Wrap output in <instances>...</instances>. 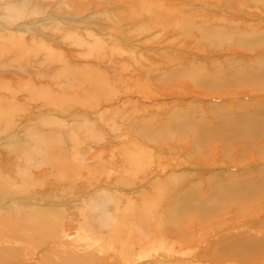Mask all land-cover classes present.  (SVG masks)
Listing matches in <instances>:
<instances>
[{
	"label": "rangeland",
	"instance_id": "374dc122",
	"mask_svg": "<svg viewBox=\"0 0 264 264\" xmlns=\"http://www.w3.org/2000/svg\"><path fill=\"white\" fill-rule=\"evenodd\" d=\"M0 6L2 7L0 8V36L5 35L8 27L16 29V25L21 24L17 21L20 18V22L26 23L24 27L27 31L24 32L21 29V33L18 34V31L12 29L6 34V37H9V34H13L14 38L22 36L23 43L17 38L16 42V39L12 40L10 37H4L8 42H5L4 38L0 39V46L1 43L9 44H6L9 49L4 50L0 57V60L5 61L4 63L0 61L2 65L5 64L3 66L0 64V76L4 75L0 77L2 78L0 96H4L0 100V108L12 109L21 105L28 111L27 113L35 117L32 116L36 119V124L42 126L41 129L35 126L33 129L30 124V114L24 112L20 113L15 124L10 126L12 128L7 126L8 131L4 130L6 129L4 125H0V178L7 182L3 188L10 191L12 186H18L16 187L18 191L23 192L25 189L24 192H27L23 195L24 197L18 199L13 194L4 196L3 189L0 190L2 194L0 197L2 253L14 251L17 254V250L20 251L19 261L10 263L7 257L1 256L0 264H59L65 255L80 256V261L82 258L85 259L86 255H92L94 257L92 264H222L223 261H227V257L220 262V258H217L219 256L216 253L217 250L214 248V244L221 238L232 234L235 236L241 233L251 234L256 231L253 239H264V227H256L264 221L263 198L260 202L263 205L257 209L259 212L244 218L239 215L237 220L232 217L234 212H231V215L230 212L224 213L220 221L210 219L204 223L196 219L194 215L182 219L173 216L170 221L178 220L179 225L184 224L185 227L182 229V226L181 231L184 229L185 233L193 231L191 233L195 240L194 249L188 248L182 242L178 244L175 236L172 235L173 232L166 234L161 231V228L166 225L162 218V211L187 196L191 191L189 182L185 181L184 185H178L171 191L160 193V196L153 189L157 184L147 179L151 176L152 179L157 178L156 182H163V177L168 174L178 172L187 174V168L189 170V168L205 167L204 177L197 176L195 179L198 181L205 179L203 191L199 194L206 196L209 190L211 191V179L227 187L228 184L239 185L242 182L240 178L229 182L228 176L238 177L242 173H248L253 174L254 177L256 174L262 177L264 176V137H261L254 145V150L248 149L244 141L235 139L237 143L231 144L232 158L229 157L230 154H227L226 158L215 156L211 148L198 150L197 152L208 150L207 154L210 156L209 163L206 164L190 158V152L194 149L188 142L182 141L178 144L162 142V139H159L161 136L159 138L156 136L151 143L140 133V129L143 130L140 128L142 124H149L150 127L161 126L167 117L172 116L170 114L173 111L190 115L182 110L192 106H196L193 110L194 116L195 114L206 115L213 129L219 127L222 119L219 110L225 114H233L232 118L234 117L237 122H244L248 120L247 117L264 113V92H256L245 86L242 88L241 84V88L238 89L230 85V94L227 96L221 97L218 94H212L213 92L203 96L204 88L195 87L192 79L182 78L178 82L179 79L171 75L177 70H190L194 66L204 69L203 72H207L206 74L229 77L233 75L235 62H239L246 72L249 68L256 71L264 69V46H255L256 50L249 52L236 43L220 47L214 40L218 32L230 35L228 40L233 39L234 42L240 36L264 34V0H0ZM33 12L34 14L31 15ZM90 33L96 34V36L93 35L95 39ZM79 36L80 44L77 43ZM24 38L25 41H23ZM17 42L21 44L18 45ZM26 42L30 48L34 46L33 53ZM25 46L28 49H25L22 54ZM14 47L15 50H12ZM42 47H45V50ZM17 48H21L20 52ZM39 48L43 50V53L38 50ZM50 51L52 53L47 58L45 54L48 55L47 52ZM259 64L263 66L260 67ZM28 68L33 69L30 71ZM216 70L219 73H215ZM172 78H174L173 82ZM67 82L72 83L71 86H73L70 94L69 85L65 84ZM91 82H98V87L99 82L108 86L110 93L106 98L111 102L105 103L106 98L100 100L97 105L100 108L99 113L88 115L93 108H85L76 103L84 102L88 94H94L95 90L94 86H90ZM29 83L33 86L30 92L35 90L36 93L39 91L41 93V90L45 89L44 91L47 92L52 91V94L67 96L68 103L73 105V110L68 112L71 117L49 104L38 111V105L34 107L38 102L27 94ZM174 83H179L175 87L182 88L171 90ZM185 87L187 91L189 90L188 93ZM37 88L40 90L37 91ZM47 92H44V96L48 94ZM232 93L235 94L232 96ZM211 94L212 97L209 96ZM26 98L30 99L29 102ZM9 99L16 102H10ZM9 102L13 106L8 104ZM55 103L57 104L58 101ZM55 103L52 102V104ZM39 105L41 106L40 103ZM51 109L56 110L54 113L57 116L64 115L59 117L63 120L62 126L55 124L49 129L41 123L40 115H48L47 111ZM249 113L251 114L248 115ZM46 117L44 116L43 119L45 120ZM238 117L243 118L238 120ZM21 119L25 121L22 120V123ZM169 122L167 120L163 125ZM258 148L260 152H256ZM215 150L219 152L218 144ZM23 153L27 154L29 163L32 162L27 172L20 169L24 158ZM228 157L230 160L227 159ZM241 157L243 159H240ZM165 159L171 162V167H166ZM148 160L152 161L151 164L148 162L149 165L146 164ZM240 160L242 164H239ZM197 170L193 169L195 172ZM9 174L12 175L8 176L10 179L6 177ZM134 175L136 176L135 184H132L130 179ZM121 178L125 186L116 185L118 184L116 181ZM20 179L25 183H22ZM143 182H148V185L143 189H136ZM192 182L196 181L193 179ZM192 182L190 181V184ZM107 185L112 188V192L105 189ZM95 186L96 188H93ZM104 191L110 192L109 196L105 195ZM192 195L193 193H190L189 196ZM25 196L29 199L34 198V202H30L28 198L25 199ZM96 199V204H101V209L88 213L86 208L95 204ZM17 200L22 203L20 206L16 204ZM243 204L247 205V203ZM24 206L25 208H22ZM43 206L49 207V210H64V217L60 218L63 228L60 227V232L54 238L48 239L47 243L31 239V236L39 230L13 231L11 227H3L9 220L19 218V215H16V218L15 216L7 217L8 214L14 215L18 209L20 219L30 217L39 219L43 226L55 225L56 219L53 217L39 216L37 212L31 215L29 211H26L29 208H43ZM4 207H10L11 210L8 209L7 212ZM105 210H108L112 218H109L101 227L99 224L101 221L96 216ZM138 215L144 217H138ZM228 225L231 227L228 228ZM142 226L146 229L144 237L140 231L138 232ZM196 226L208 233V238L205 236L207 240L203 243L197 240L202 237V231L197 233ZM218 229L225 231L219 235L215 234V230ZM139 235L142 239H139ZM100 236H102L101 239H99ZM105 243L109 244V248H105ZM117 244H120L122 249L111 248V245ZM204 249H209L206 257ZM118 250L128 251L124 254L127 255V260L113 259L115 254L118 255ZM137 254L146 256V260L135 262L138 261ZM250 257L252 260L248 264L257 261V264H264V256L256 253ZM133 259L134 262H131Z\"/></svg>",
	"mask_w": 264,
	"mask_h": 264
},
{
	"label": "bare ground",
	"instance_id": "6f19581e",
	"mask_svg": "<svg viewBox=\"0 0 264 264\" xmlns=\"http://www.w3.org/2000/svg\"><path fill=\"white\" fill-rule=\"evenodd\" d=\"M15 1V0H14ZM9 7V6H8ZM0 8H2L0 6ZM11 9V7H9ZM141 10V9H140ZM34 12L31 14L33 15ZM21 18L19 20H17L19 23L21 24H18L16 25L17 28L14 29V28H11V27H8V30L7 32H5V35L2 34L0 36V39L6 37V34H8L9 32L12 31V29L18 31V34L21 33V31L23 30L24 32H27L25 27H24V24H26L25 22H20ZM13 22V21H12ZM31 27V26H30ZM34 28V27H33ZM22 29V30H21ZM27 29H31V28H28ZM57 29V28H56ZM60 30V29H58ZM31 31V30H30ZM55 31V30H54ZM14 32V31H13ZM17 34V36H18ZM33 34V33H32ZM31 34V35H32ZM92 34V33H90ZM23 35V34H22ZM71 35V33H70ZM76 36V34H74ZM94 34H92L91 36H93ZM8 36V35H7ZM28 36V35H26ZM38 36V35H37ZM72 36V35H71ZM78 36V35H77ZM76 36V37H77ZM96 36V34L94 35ZM93 36V37H94ZM230 35H226L225 33H222V32H218L215 34L214 36V40L216 42V45L222 47L223 45H229L231 43H236V45H241L242 47L246 48V50H248L249 52H253L255 51L256 49H254L255 46H264V34H256V35H251L249 37H246V36H240V37H237L235 39V42L232 41V40H228V37ZM9 37L12 38V40L14 39H18L22 42V36L20 37V35L16 38H14L13 34H9ZM9 37H6V38H9ZM54 38V36H53ZM80 38V36L78 37V39ZM233 38V37H232ZM5 39V38H4ZM17 39L15 40V42L17 41ZM27 39V38H26ZM29 39V38H28ZM32 40V38H30ZM33 39L35 40L34 38V35H33ZM95 39V37H94ZM230 39V38H229ZM6 41L5 42H8L7 39H5ZM10 41V39H8ZM39 40V39H38ZM74 40V39H73ZM77 40V38H76ZM81 38L79 40H77V43H81ZM153 40V39H152ZM4 41V40H3ZM25 41V38L24 40ZM37 41V40H36ZM12 42V41H10ZM21 42H17L19 43L18 45L21 44ZM72 42V40H71ZM75 42V40H74ZM100 41L98 40L97 38V43H99ZM4 43V42H3ZM23 43V42H22ZM27 43V42H26ZM31 43V42H29ZM42 43H44L42 41ZM40 43V45L42 44ZM76 43V45H77ZM79 43V44H80ZM8 44V43H6ZM6 44H2L1 43V46H0V57L2 54V52H4V50H8L9 48L6 46ZM25 44V43H24ZM32 44H33V41H32ZM39 44V43H38ZM72 44V43H71ZM28 45V43H27ZM31 45V44H30ZM34 45V44H33ZM36 46H38L36 44ZM46 46V45H45ZM29 47V45H28ZM27 47V49H28ZM34 47V46H32ZM32 47L30 48V50H32V53L34 52V48L32 49ZM13 48V47H12ZM23 48V47H22ZM38 48V47H37ZM44 48L45 50V47H42V49ZM48 49V47H46ZM19 51L20 49L17 48ZM25 49H26V46L24 47V50H23V53L25 52ZM26 49V50H27ZM36 49V48H35ZM42 49H38L40 50L41 52L43 51ZM46 49V50H47ZM50 49V48H49ZM12 50H15V47L14 49ZM111 50V49H110ZM5 51V52H6ZM29 51V50H28ZM114 51V50H113ZM15 52V51H14ZM20 52V51H19ZM22 52V50H21ZM27 52V51H26ZM31 52V51H30ZM124 52V50H123ZM138 52V51H137ZM43 53V52H42ZM49 53V54H48ZM50 53H52L51 51L50 52H47L48 55L45 54V56H48L50 55ZM55 53V52H53ZM19 54V53H18ZM57 54V53H56ZM124 54V53H123ZM122 54V55H123ZM4 57V56H3ZM2 57V58H3ZM52 57H53V54H52ZM59 58V57H58ZM85 58V57H84ZM134 58V57H133ZM142 58V57H141ZM19 59V58H18ZM31 60L29 58H26V60ZM34 59V58H33ZM39 59V58H38ZM44 60V58H41ZM62 59V58H61ZM5 60V59H4ZM40 60V59H39ZM256 60V59H255ZM2 61V60H0ZM34 61V60H33ZM50 61V60H49ZM3 62V61H2ZM5 62V61H4ZM3 62V63H4ZM30 62V61H28ZM36 62V60L34 61ZM41 62V61H39ZM58 63H60L59 61H57ZM37 63V62H36ZM115 63V62H114ZM1 64V63H0ZM45 64V62H44ZM43 64V65H44ZM54 64V63H52ZM234 64H236V67H233L235 68L233 70V75H229L228 76H220L218 74H214V75H211L210 74H206L204 73L203 71H205L204 69L202 68H199V67H194L192 66L190 68V70H185V69H181L180 71H175V72H172L171 75L175 78V79H179L178 82H180V79L182 78H187V80L189 79H192V83H194V86L195 87H203L204 88V93H203V96H206L208 94H210L211 92H213L212 94H218L220 95L221 97L222 96H227L228 94H230V90H229V87L231 85L234 86V88H241V84H242V88L243 86L247 87V88H251L253 89L254 91L256 92H264V69L262 70H259V71H256V70H253V68H249L248 72L244 71L243 68L241 67V65L239 64V62H235ZM5 65V64H3ZM1 64V66H3ZM7 65H11V64H7ZM42 65V66H43ZM55 65V64H54ZM62 65H64L62 63ZM87 65V64H86ZM200 66V65H199ZM260 67L263 66V64H259ZM48 67V66H47ZM63 67V66H62ZM91 67V66H90ZM51 68V67H49ZM59 68V67H58ZM57 68V69H58ZM82 68V67H81ZM16 69V68H14ZM23 69V68H22ZM26 69V68H24ZM29 69V68H28ZM33 69V68H32ZM31 69V70H32ZM47 69V68H45ZM76 69V68H75ZM74 69V70H75ZM91 69V68H90ZM98 69V67H97ZM27 70V69H26ZM30 70V69H29ZM30 70V71H31ZM40 70V69H39ZM59 70V69H58ZM62 70V69H61ZM38 71V70H37ZM42 71V70H41ZM1 72V71H0ZM6 72V71H5ZM27 72V71H26ZM29 72V71H28ZM27 72V73H28ZM33 72V71H32ZM43 72V71H42ZM47 72V71H46ZM52 72V71H51ZM51 72L49 74H51ZM55 72V71H54ZM59 72V71H58ZM95 72V71H94ZM21 73V71H20ZM26 73V74H27ZM56 73V72H55ZM65 73V72H63ZM92 73V72H91ZM96 73V72H95ZM94 73V74H95ZM120 73V72H119ZM215 73H219L218 70H216ZM8 74V73H7ZM22 74V73H21ZM25 74V73H24ZM72 74V73H71ZM170 74V73H169ZM230 74V72H229ZM20 75V74H19ZM23 75V74H22ZM33 75V74H32ZM56 75V74H55ZM65 75V74H64ZM87 75V73H86ZM100 75V74H99ZM2 77L4 75H1ZM0 76V77H1ZM63 76V75H62ZM81 76V75H80ZM84 76V75H83ZM89 76V75H87ZM94 76V75H93ZM82 77V76H81ZM98 77V76H96ZM31 78V77H30ZM73 78V77H72ZM174 78H172V82L174 81ZM19 79V78H18ZM17 79V80H18ZM46 79V78H45ZM103 80V78H101ZM2 80V78H0V81ZM51 80V79H50ZM54 80V79H53ZM93 80V79H92ZM15 81V80H14ZM48 81V80H47ZM89 81V80H88ZM104 81V80H103ZM2 82V81H1ZM22 82V81H20ZM64 82V81H63ZM102 82V81H101ZM4 83V82H3ZM17 83V81L15 82V84ZM93 83V84H91ZM90 83V86H94V94L93 95H89L88 94V97H86V100L84 102H77L76 104L77 105H82L84 106L85 108H93L92 111H91V114H88V115H93V113H99L98 110L100 108H98L99 106L98 103L100 100L106 98L109 96V93H110V88H107L108 86H104L102 83L99 82V88L98 87V82H91ZM103 83H106V82H103ZM6 84V83H5ZM66 85H69V94H70V91L71 89H73V86L72 83L70 84L69 82L65 83ZM75 84V83H74ZM64 85V87L66 86ZM109 85V84H108ZM173 87H171L170 89L171 90H175L177 88H182V87H175L178 84L174 83L172 84ZM228 85V86H227ZM44 86V85H43ZM29 89L28 91L33 88L32 86V83H29L28 86H27ZM61 87V86H60ZM63 87V88H64ZM90 87V88H91ZM244 87V88H245ZM12 88V87H11ZM18 88H19V85H18ZM224 88H228V89H224ZM15 89H17V85H15ZM36 89V88H35ZM38 89V88H37ZM85 89V88H84ZM232 89V88H231ZM12 90V89H11ZM40 88L37 90L39 91ZM45 90V89H44ZM44 90H41V93L39 91V93L32 91V92H28L27 94L28 95H31V97L38 102V104L36 103V105L34 107H37L38 105V111L39 110H43V106H46L47 104L49 105H54L55 109H61L64 114L66 115H69L71 117L70 114H68V112L72 111L73 108L72 106L68 103V97L67 96H63V95H58V94H52V91H44ZM113 90V89H112ZM19 91V89H18ZM117 91V89H116ZM119 91V90H118ZM185 91L188 93L189 90L187 91V88L185 87ZM44 92H47L48 94L46 96H44ZM51 92V93H50ZM115 92V91H114ZM13 93V92H12ZM17 93V92H16ZM88 93V92H87ZM90 93V92H89ZM246 93V92H245ZM14 94V93H13ZM63 94V93H62ZM92 94V93H91ZM114 94V93H113ZM209 95V96H213V95ZM235 93H232L231 95L233 96ZM87 95V94H86ZM219 96V97H220ZM6 97V96H5ZM27 97V96H26ZM80 97V96H79ZM78 97V98H79ZM215 97V95H214ZM3 97L0 96V100H2ZM17 98V96H16ZM108 98H106L105 100H107ZM27 102H29L30 99L26 98ZM58 103L56 104L55 102ZM10 102H16V101H13L11 99H9ZM79 101V99H78ZM10 102L8 104H10ZM52 102H54L55 104H52ZM105 103H108V102H111V101H104ZM22 103V102H21ZM39 103L41 104V106L39 105ZM63 105H62V104ZM12 104V103H11ZM10 104V105H11ZM31 105V104H30ZM29 105V106H30ZM13 106V104L11 105ZM226 106V105H225ZM7 107V106H5ZM196 106H192L191 108L190 107H187L186 110H182V111H187L190 115H186V114H183L181 111H178V112H171L170 115L172 116H169L167 117L166 121H170L169 124H166V125H163L165 122H163V124L161 126H153V127H150L149 124H146V125H141L140 128H143V130L141 131L140 129V133L143 134V137H145L149 142H151V140L158 136L159 139H162V142H173V143H181L182 141H185V142H188L191 146H193V149L194 151L192 150L190 152V158H192L193 160H196V161H200L202 163H206L208 164L209 163V156L210 154H207L208 153V150L211 148L213 151H214V155L215 156H222L226 158V155L227 154H230L229 157L232 158L233 156L232 153H233V146L231 144H234V143H237L235 142V139L238 140V141H244L246 143V147L250 150H254L253 147L254 145H256L260 138L261 137H264V113L263 114H260L258 116H255V117H247L248 120L244 121V122H237L234 120V117L232 118V116H234L233 114H225L223 111L219 110L221 116H222V119L220 120V124H219V127L217 129H213L210 127L208 121H207V116L206 115H197L195 114L194 116V108ZM31 108V106H30ZM97 108V109H96ZM96 109V110H95ZM225 109V108H224ZM30 110V109H29ZM227 111H229V109H226ZM46 111V110H45ZM44 111V112H45ZM56 110L54 109H51L50 111H47V113H49L48 115L45 114H41L40 117H41V123H43L45 126L49 127L50 129V126L51 125H59V126H62L63 125V120H60L61 117L63 116H57L54 112ZM59 111V110H58ZM27 113L28 111L26 109H24L21 105L20 106H17V107H13L12 109H9L8 108H0V125H4L6 129V131H8L9 129L7 128L10 127V126H13L15 124V120L17 119V117L20 115V113ZM34 112V111H33ZM36 112V111H35ZM60 112V113H61ZM199 112V111H198ZM197 112V113H198ZM46 113V112H45ZM59 113V114H60ZM174 113V114H172ZM201 113V112H200ZM28 115L30 113H27ZM55 115V116H52L51 115ZM62 114V113H61ZM251 113H249L248 115H250ZM37 115V114H36ZM208 115V114H207ZM248 115H244V116H248ZM33 115H29V118H31V127L33 129L34 126L35 127H38L39 129L42 128L41 124H36V119H34L32 117ZM46 117L45 120L43 119V117ZM194 116V117H193ZM60 117V118H59ZM27 118V117H26ZM170 118V119H169ZM243 117L239 118L238 117V120H241ZM20 119V118H19ZM23 119H21L20 122H22ZM44 120V121H43ZM25 121V119L23 120V122ZM22 122V123H23ZM18 123V122H17ZM21 123V125H22ZM26 123V122H25ZM38 123V122H37ZM145 123V122H144ZM20 124V123H19ZM91 125V124H90ZM135 127V126H134ZM12 128V127H10ZM137 128V127H135ZM131 129V128H130ZM129 130V129H128ZM134 130V129H133ZM157 130V131H156ZM2 131V130H1ZM26 131V130H24ZM26 133V132H25ZM32 133H34L32 131ZM27 134V133H26ZM25 134V135H26ZM137 134V133H136ZM28 136V135H27ZM138 136V134H137ZM29 137V136H28ZM11 138V137H10ZM137 138V137H136ZM34 139V138H33ZM32 139V140H33ZM157 139V138H156ZM14 140V139H13ZM142 140V139H141ZM12 141V140H11ZM10 141V142H11ZM144 141V140H143ZM152 143V142H151ZM168 143V144H169ZM219 145L220 147V150L219 152H217L215 150V146L217 144ZM11 144V143H10ZM175 144V145H176ZM260 144V143H259ZM258 144V146H259ZM162 145V144H160ZM5 146V144H4ZM137 146V145H136ZM135 146V147H136ZM159 146V145H158ZM4 148V147H3ZM162 148V147H161ZM256 148V147H255ZM117 149V148H116ZM203 149H208L207 151L205 152H197L198 150H203ZM262 149V148H261ZM143 150V149H142ZM20 151V150H19ZM146 151V150H145ZM256 152H260V148L256 149ZM130 153V152H129ZM24 154V158H23V162H22V165L21 167L20 166H17V167H20V169H24V171L27 172V169L29 168L30 170V167L32 166V162L29 163V159H28V156L26 153H23ZM148 155V154H147ZM147 155H144V156H147ZM176 155V154H175ZM260 155V154H259ZM4 156V154H3ZM7 156V155H6ZM10 156V155H9ZM17 156V155H16ZM21 156V155H20ZM143 156V155H142ZM143 156V157H144ZM150 156V155H149ZM258 156V155H257ZM256 156V157H257ZM180 158V156H177V158ZM227 158L230 160V158ZM5 158V157H4ZM57 158V157H56ZM151 158V157H149ZM240 159H243V157H241ZM33 160V159H32ZM34 161V160H33ZM142 161V160H141ZM146 161V160H145ZM166 162V167H171L170 164L171 162H168L166 159L164 160ZM148 162H150L149 164L152 163L151 160H148L146 162V164H148ZM138 163V161H137ZM23 164H24V167H23ZM28 165L27 167L25 165ZM35 163H33L34 165ZM148 164V165H149ZM239 164H242V160H240ZM19 165V164H18ZM137 165V164H135ZM173 165V164H172ZM138 166V165H137ZM176 166V165H175ZM205 168V167H204ZM204 168H187V171L188 173L185 174L184 172H178V173H173L175 171H171L173 174H177V175H166V177H163L164 178V181L163 182H156V179H152L151 176H149V182L151 183H156L157 186L156 188H153L154 191L156 192V194H159L160 193H163V192H167V191H171L173 190L176 186L178 185H184L183 183L185 181H188L189 182V186H190V192L187 194V196H184L180 199V201H178L175 205L173 206H169L165 209H163L162 211V218L165 222V226H163L161 228V231L163 233H166V234H172V232L174 234L173 237L175 236L176 238V242L178 244H180L182 242L183 245L187 246L188 248H192L194 249L193 247V243L195 242L194 240V236H193V231L191 232H187L185 233V229L183 231H181L185 225L183 224V222L181 221V223L183 225H179V221L178 220H172V217L175 216V217H178L180 219L182 218H185V217H188V216H191V215H194L195 218L199 219L201 222H208L210 219H213V220H221L224 216V213L226 212H230V215H231V212H234L232 214V217L235 218V220L238 219L239 215L241 218H244L248 215H255L256 212H259L257 209L258 208H261L260 206H262L263 204L260 203L261 202V199L264 198V176L262 177H259L258 174H256V177H254L253 174H248V173H242L240 176H235V175H232V176H228V181L230 182L231 180H234L236 178H240V180L242 181L239 185H236V184H228L227 187H224L222 185L221 182H218L214 179H211L210 180V184H211V191L209 190V194H207L206 196H204L203 194H199L200 192H202L203 190V184H204V181L205 179L203 180H196L195 178L198 176V177H204V173L206 172V170ZM165 169V168H164ZM163 169V170H164ZM193 169H195V171L197 170V172L193 171ZM1 170V169H0ZM4 171V170H3ZM17 171V170H16ZM20 171V170H19ZM144 172L146 170H143ZM178 171V170H177ZM190 171V172H189ZM7 172V171H6ZM10 172V171H9ZM30 172V171H29ZM2 173V171H1ZM141 173V172H140ZM6 175V173H4ZM3 174V175H4ZM29 176H30V173H28ZM27 174V175H28ZM146 174V173H144ZM143 174V175H144ZM4 175V176H5ZM14 175V174H13ZM11 177L12 175L9 174L7 175L6 177L8 178ZM123 176V175H122ZM5 177V178H6ZM31 177V176H30ZM135 175L134 177H132L130 180L132 182V184H135L134 182V179H135ZM145 177V176H144ZM143 177V178H144ZM14 178V176H13ZM151 178V179H150ZM166 178V179H165ZM10 179V178H8ZM18 178H15V180H17ZM22 180H24L23 178H21ZM20 179V180H21ZM193 179L196 181V182H192ZM19 180V179H18ZM21 180L22 183H25ZM29 180V179H28ZM146 180V178H145ZM11 181V180H10ZM13 181V179H12ZM190 181L192 182L190 184ZM14 182V181H13ZM17 182V181H16ZM118 182V184L116 185H124V182H123V178L119 179V181H116ZM148 183V182H147ZM147 183H142V185L139 187H137L136 189H143L144 186L148 185ZM159 183V184H158ZM162 183V185H161ZM7 184V182H4L1 180L0 178V190L3 189L4 191V196H8L9 194H13L15 195L18 199H20L19 197H24L23 195H25L27 192H22L21 190L18 191L16 189V187L12 186L13 188H10V191L3 188L5 185ZM141 184V183H140ZM109 185L105 186L106 190L107 191H110L112 192V188H109L108 187ZM152 186H155V185H152ZM93 188H96L93 187ZM129 188V187H128ZM145 188V187H144ZM135 189V190H136ZM121 190V189H119ZM9 191V192H8ZM107 191H104L106 192L105 195L109 196V193H107ZM127 191V190H126ZM129 191V190H128ZM131 191V190H130ZM136 192V191H135ZM18 193H20V195L18 196ZM123 193V192H122ZM121 193V194H122ZM150 193V192H149ZM190 193H193L192 196H189ZM91 194V193H90ZM125 194V193H124ZM133 194V193H132ZM139 194V193H137ZM84 195V194H83ZM113 195V194H112ZM119 195V194H118ZM2 196V194H0V197ZM26 196H29V195H26ZM25 196V199L28 198ZM161 196V195H160ZM112 197V196H111ZM131 197V196H129ZM33 198V197H32ZM36 198V197H35ZM114 198V197H112ZM133 198V196H132ZM148 198H152V197H148ZM23 199V200H25ZM29 199V198H28ZM98 199H99V202H101L102 200L100 199V196H98ZM107 200H109V198H106ZM105 199V200H106ZM162 199H163V196H162ZM30 202H34V198L31 199L30 197ZM41 200V199H40ZM104 200V199H103ZM125 200V199H124ZM264 200V199H263ZM18 201V200H17ZM36 201V200H35ZM116 202V200H114ZM120 201V200H119ZM128 201V199H127ZM118 202V201H117ZM124 202V201H123ZM264 202V201H263ZM13 203H16V202H13ZM37 203V202H35ZM76 203V202H75ZM97 203V199L95 201V204H92V206L90 207H87V211L88 213L90 212H96L97 210L101 209V204H96ZM112 203V202H110ZM109 203V204H110ZM243 203H247L246 204H243ZM18 204L19 206L22 204L21 202L18 201ZM29 204V203H27ZM85 204V203H84ZM106 205H108L106 203ZM236 205V206H234ZM0 206H2V204H0ZM9 205H7L8 207ZM28 206V205H27ZM30 206V205H29ZM28 206V207H29ZM62 206V205H60ZM239 206V207H238ZM5 210H7L8 212V209L9 208H6L4 207ZM21 208V207H20ZM22 208H25L22 207ZM21 208V209H22ZM49 207H44L43 208H27L28 210L26 211H29V214L31 215H35V212L38 213L39 216L41 215H46V216H49V217H53L56 219L55 221V225H51L49 227L47 226H43L41 223H40V220L39 219H33V218H30L28 217L27 219H20V210H16L15 211V214L11 216V214H8V218H13L15 216V218L17 217L16 215H19V218H16L15 220H9L7 222L6 225H3V227H11L13 231H26V232H30V231H34V230H39L38 232H36L35 234H33L31 236V239L33 241H37V242H42V243H47L48 239H52L56 236V234H58L60 232V227L61 229L63 228V225H62V220H60L61 217H64V210H49L48 209ZM236 208V210L234 209ZM11 210V209H10ZM23 210V209H22ZM24 212V210H23ZM22 213V212H21ZM82 214V213H81ZM115 216V215H114ZM144 217L142 215H138V217ZM97 219H99L101 222H99L100 226L102 227L103 224H106V221H108L109 218H112L111 214L108 213V210H105L104 212H102L99 216H96ZM148 216H146L147 218ZM231 217V218H232ZM145 218V220H146ZM230 218V219H231ZM230 219H225L227 221H231ZM112 221V220H111ZM136 222H139V221H136ZM146 222V221H144ZM156 225V224H155ZM163 225V224H162ZM245 225V224H244ZM183 226V227H182ZM241 226V225H240ZM182 227V229H181ZM199 227V226H198ZM231 227V226H230ZM229 225H228V228H230ZM243 227V225H242ZM256 227L258 228H262L264 227V221L262 222V224H259L257 225ZM194 228V227H193ZM197 228V226H196ZM1 229V227H0ZM158 229V227H157ZM189 229V228H188ZM233 230H235L234 228H231ZM244 229V228H243ZM193 230V229H192ZM220 230V229H218ZM218 230H215V234H218L225 231L223 229H221L219 232ZM242 230V229H241ZM140 231V233H142L143 237L145 235V232H146V229L144 226H142V228H140V230H138V232ZM195 231H197V233L201 232L202 234V237H199L197 240H201L202 243L207 240L208 238V233L204 230V229H201L200 227L197 228ZM191 233V234H190ZM253 234H256V231H253L251 234L250 233H241V234H237L236 236L235 235H230V236H226L224 238H221L219 240V242H217L216 244H214V248L217 250V258H220V262H222V260L225 259V257H227V261H223L222 264H225V263H228V264H248V263H251V260H252V255L258 253L259 255L261 256H264V239H259V240H254V235ZM207 236V238L205 237ZM102 236H100L99 239H101ZM139 239H142L141 236L139 235ZM147 237V236H146ZM145 237V238H146ZM206 239H205V238ZM143 238V240L145 239ZM204 238V240H202ZM166 239V238H165ZM175 240V239H174ZM196 240V241H197ZM8 241V240H7ZM108 242V241H107ZM41 243V244H42ZM198 243V242H197ZM6 244V243H5ZM104 245V244H103ZM118 245V246H117ZM117 245H111V248H118L120 249L121 248V245L120 244H117ZM32 246V245H31ZM105 248H109V244L108 243H105ZM8 247V246H7ZM103 248V246H102ZM187 248V249H188ZM65 249V248H64ZM122 249V248H121ZM127 249V248H126ZM144 249V248H143ZM142 249V250H143ZM210 249V248H209ZM209 249H204L205 251V257L206 255L209 253ZM262 249V250H261ZM17 254L12 251V252H8V253H2V247L0 246V257H7V259L9 260V262H17L19 261V258H18V255L20 254V251L17 250ZM49 254H51V252H47ZM115 253V252H113ZM118 255H114L113 258L115 261L119 260V258H121V260L125 259L127 260V255H124L125 253H128V251H124V250H118ZM131 253V252H130ZM143 253V252H141ZM237 254H239V256H237ZM215 256V257H216ZM146 256L144 255H139L137 254V260L138 261H135V262H141L143 261L144 259L146 260L145 258ZM12 258V259H11ZM49 258V257H47ZM1 259V258H0ZM51 259V258H50ZM53 259V258H52ZM44 260V259H43ZM94 260V257L92 255H86V258L83 259L82 258V261H80V256H72V255H65V257L59 262V264H92L91 261ZM124 260V261H125ZM1 261V260H0ZM131 262H134V259L133 261ZM254 262V261H253ZM258 262V261H257ZM257 262L255 263H252V264H257ZM43 264V263H42ZM101 264V263H100ZM141 264V263H140Z\"/></svg>",
	"mask_w": 264,
	"mask_h": 264
}]
</instances>
